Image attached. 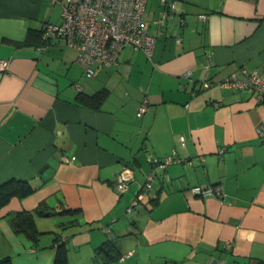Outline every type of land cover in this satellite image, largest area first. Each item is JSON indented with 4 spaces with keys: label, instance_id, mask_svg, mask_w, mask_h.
<instances>
[{
    "label": "crops",
    "instance_id": "crops-1",
    "mask_svg": "<svg viewBox=\"0 0 264 264\" xmlns=\"http://www.w3.org/2000/svg\"><path fill=\"white\" fill-rule=\"evenodd\" d=\"M161 1L146 0L150 57L124 47L87 78L61 40L24 43L59 3L0 0V183L34 188L0 210V258L53 264L65 237L69 264H264V103L219 85L241 67L264 76V0H175L166 19ZM168 155L182 161L153 165ZM207 185L220 195L191 191ZM22 211L38 248L11 228ZM105 241L117 257L94 256Z\"/></svg>",
    "mask_w": 264,
    "mask_h": 264
},
{
    "label": "built area",
    "instance_id": "built-area-1",
    "mask_svg": "<svg viewBox=\"0 0 264 264\" xmlns=\"http://www.w3.org/2000/svg\"><path fill=\"white\" fill-rule=\"evenodd\" d=\"M51 3H59L61 7L60 21L54 23L42 21L39 23L41 39L49 42L61 39L64 46L76 52V63L83 70L87 78L95 74V65H109L116 63L120 50L130 47L133 50L143 51L150 57L155 36L149 31L150 21L145 15L146 0H49ZM160 18L166 19L179 12L175 0H162ZM200 19H206L207 15H197ZM180 43L181 37H176ZM46 46H37L41 51ZM9 67L8 60H0V71ZM186 76L190 75L187 71ZM220 86L246 90L254 94L258 102L264 103V76H261L257 69L248 71L244 68H237L230 72L219 82ZM147 110V103L144 101L138 108L137 116H141ZM257 133L264 139V127H257ZM181 144H184L183 139ZM63 161H70L73 157H62ZM182 161L175 155H168L162 158H153L154 166L164 168L172 162ZM156 173L155 168L150 172L143 183L140 192L133 199L128 207L131 210L141 201L147 191L151 188V182ZM129 185L127 180L117 183L116 189L123 191ZM191 191L205 196L209 194L220 195L217 185L206 187L193 186Z\"/></svg>",
    "mask_w": 264,
    "mask_h": 264
},
{
    "label": "trees",
    "instance_id": "trees-1",
    "mask_svg": "<svg viewBox=\"0 0 264 264\" xmlns=\"http://www.w3.org/2000/svg\"><path fill=\"white\" fill-rule=\"evenodd\" d=\"M49 42H45L44 40L41 39V33L39 28L36 30L28 31L26 38L24 40L25 44H32L35 45L36 47L40 45L46 46L42 50H45L47 48ZM33 190L34 188L29 184V182L23 179L12 177L3 181L2 183H0V210L3 206H5L9 202L11 198L24 197L29 193H31ZM63 211L73 212L70 211L69 209ZM35 212L43 215L48 214V213H43L41 209H36ZM35 212H31V211L16 212L9 217V223L15 234L23 236L26 240H28L31 243V245L34 248H38L39 245L37 244V242L41 232L37 229L35 225V218H34ZM65 242H66L65 237H61L59 240L56 241L55 244L56 252H55L53 264H69L67 246ZM114 248L115 247L114 245H112V243L105 241L94 249V256L99 257L100 254H103L105 257H107V259H113L118 256V253H113V254L110 253ZM0 264H12L11 257L10 256L1 257Z\"/></svg>",
    "mask_w": 264,
    "mask_h": 264
},
{
    "label": "rangeland",
    "instance_id": "rangeland-1",
    "mask_svg": "<svg viewBox=\"0 0 264 264\" xmlns=\"http://www.w3.org/2000/svg\"><path fill=\"white\" fill-rule=\"evenodd\" d=\"M150 6H151L150 3H148L147 9H146L147 11L150 8ZM49 12H50V16L52 17L53 21H55V22L60 21V18H61V7H60V5L57 4V5L53 6L51 11H49Z\"/></svg>",
    "mask_w": 264,
    "mask_h": 264
}]
</instances>
